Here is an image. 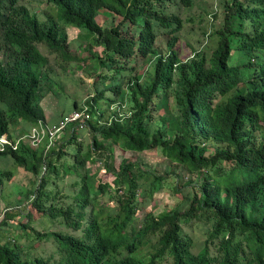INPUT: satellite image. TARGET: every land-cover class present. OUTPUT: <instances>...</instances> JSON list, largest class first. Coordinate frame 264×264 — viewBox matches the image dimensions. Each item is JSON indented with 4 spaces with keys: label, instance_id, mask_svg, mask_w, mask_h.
<instances>
[{
    "label": "trees",
    "instance_id": "16d2710c",
    "mask_svg": "<svg viewBox=\"0 0 264 264\" xmlns=\"http://www.w3.org/2000/svg\"><path fill=\"white\" fill-rule=\"evenodd\" d=\"M21 1L0 0V136L12 139V126L23 121L47 123L41 102L54 82L52 74L38 71L47 63L40 47L48 44L47 49L76 60L65 52L67 28L91 37L87 52L96 63L92 67L102 70L98 85L110 83L88 102L95 105L94 120L77 130L91 136L87 153L75 131L78 150L68 168L81 185L69 205L51 203L56 194L49 180L57 168L48 160L56 152L46 155L48 134L36 150L20 142L0 153L2 162L10 160L39 178L36 191L27 194L35 193L38 212L81 233H38L33 241L54 244V252L32 257L21 247L31 245L5 239L6 214L0 223V264H264V0H218L208 21L206 44L211 45L185 60L175 46L186 22L182 10H192L196 0H44L54 8L48 22ZM102 15L119 22L102 26ZM163 32L171 36L167 55L156 48ZM93 47L103 49L100 56ZM136 55L153 58L144 83L130 73ZM128 103L130 111L124 110ZM115 147L160 150L174 170L156 176L139 162L123 161L118 170L106 163L114 180L100 181L93 190L87 164L111 157ZM11 175L9 169L0 174V189ZM164 192L175 199L173 209L136 217ZM109 195L114 205L104 202ZM192 221L206 229L198 252L183 228Z\"/></svg>",
    "mask_w": 264,
    "mask_h": 264
},
{
    "label": "rangeland",
    "instance_id": "374dc122",
    "mask_svg": "<svg viewBox=\"0 0 264 264\" xmlns=\"http://www.w3.org/2000/svg\"><path fill=\"white\" fill-rule=\"evenodd\" d=\"M20 5L25 6L32 15H37L41 22H48L47 15L54 13V8L46 3L44 0H22ZM218 5V0H196V4L192 10H182V19L185 20V27L178 34L179 40L176 43L175 49L181 54L182 60H185L192 56L194 52L202 51L206 45L207 35L210 31L209 19L212 20L211 13ZM191 19L188 23V20ZM222 21V16L219 13L217 15V22ZM117 25L119 19L112 21L107 19L103 15L98 18V23L102 26L110 28L112 23ZM68 41L66 45V51L74 59L67 60L62 56L64 51H58L56 49H47L46 45L40 47L41 53L46 57L47 63L40 66L39 73L41 71L49 72L52 74L51 81L53 86L49 89L52 93L44 102V107L48 108V111L52 110H74L77 104V108L80 106L94 107L93 104H88L89 100L96 96L98 89L103 87H109V83L98 85L99 75L102 72L101 69L93 68L96 67L90 59V54L87 50H90L91 37L86 36L74 27L67 28ZM171 38L168 33L163 32L157 40L156 48L158 53L167 55V43ZM206 44V45H205ZM91 51V50H90ZM103 49L98 47L92 48V53H98L101 55ZM79 58V60H78ZM84 59V61H82ZM153 58L142 59L140 55H136L132 61L128 64L131 69L132 76L139 74L141 75V82H145L148 77L153 63L149 64ZM124 65V63H122ZM127 64V62H126ZM46 76V75H45ZM48 90V86L46 87ZM99 107H106L103 101L98 104ZM97 107V106H96ZM131 104L128 103L124 106V110L130 111ZM167 110H165L166 112ZM164 113L161 111L154 112L153 116L158 119L160 115ZM110 115V116H109ZM107 118H110L111 112H107ZM105 116V119H106ZM94 122V121H93ZM48 123V122H47ZM20 125V124H19ZM14 127V126H12ZM79 126H71L63 133H60L56 140L51 138L48 140V147L46 149V155L49 157L51 153L56 152L48 158L50 161H54V166L57 168V172L51 171L50 186L51 190L56 194L54 199L51 200L53 205L62 207L69 205L72 202L73 195L79 190L81 185V179L76 176V172L68 167L72 166L75 162V154L78 150L76 143H73L75 131L80 137L78 143H82L83 153H87L89 149V143L91 136L88 130L79 132L77 131ZM22 126L20 125L12 132V140L17 141L20 137L21 143L38 149L39 146L30 144L27 141V135H23ZM42 133V132H41ZM8 136V135H7ZM63 152V155L58 157V153ZM65 156V157H64ZM96 162L90 161L87 164L89 171V179L95 182L93 186L92 182H89L92 189L95 190L99 182L110 183L114 180V176L111 173L106 172V163H109L110 167L118 170L123 161L131 163H141V169L144 172L153 173V175L162 176L166 173L167 169L173 171L174 164L167 161L163 153L160 150L147 151L144 153H133L122 150L120 147H115L113 155L104 157H98L95 159ZM6 165H0V171H9L12 173L9 180L4 179L5 185L0 189L2 196L0 197V223L6 218V214L13 215L14 219H10L7 216L5 222L8 226L3 227V235L6 240L23 242L25 245H31L30 248H24L21 246L24 253L32 257H45L47 258L50 253L54 252V244L47 243L46 241L36 240L33 241L34 237L38 233H50V232H61V233H72L76 236L80 235V232H73L71 229H67L62 226L57 220L52 221L48 216H44L38 212L34 206L32 200L35 197V193H31L28 197L27 194L31 191H36L39 185V178L34 176L32 173L25 171L23 167L14 166L10 160H5ZM47 169V167H46ZM45 171V170H44ZM43 171V172H44ZM49 173V169L46 170ZM3 172H0V174ZM187 178H189L187 176ZM144 182V181H143ZM186 193L191 191V187L184 188L180 186ZM22 199L23 204L17 205L16 201ZM104 202L108 205H114L112 196L104 198ZM139 202L142 203L143 199L138 198ZM50 203H47L49 205ZM147 206L141 209L137 216L138 219L143 220L147 213L153 212L155 215H159L163 212L169 211L176 205L175 199L168 193L156 194L151 202H147ZM183 224L185 231L190 234L195 244V252H198L204 246L206 229L201 223ZM24 226H27L24 229ZM157 264H171L169 261L163 260Z\"/></svg>",
    "mask_w": 264,
    "mask_h": 264
},
{
    "label": "built area",
    "instance_id": "2783aa9c",
    "mask_svg": "<svg viewBox=\"0 0 264 264\" xmlns=\"http://www.w3.org/2000/svg\"><path fill=\"white\" fill-rule=\"evenodd\" d=\"M93 109L89 106H81L74 109L71 113L64 115L57 123L48 124L39 121L36 126L31 129V132L27 135V141L35 146L39 144L49 135V139L54 138L56 140L60 133H63L71 126L84 127L91 120H94L92 116ZM42 132V133H41ZM21 138V137H20ZM20 138L16 142H11L7 135L0 137V153L5 152L6 146L13 147L17 149L18 144H20ZM30 147V146H27ZM48 147V146H47ZM32 148V147H30Z\"/></svg>",
    "mask_w": 264,
    "mask_h": 264
},
{
    "label": "crops",
    "instance_id": "0c3cea01",
    "mask_svg": "<svg viewBox=\"0 0 264 264\" xmlns=\"http://www.w3.org/2000/svg\"><path fill=\"white\" fill-rule=\"evenodd\" d=\"M50 93L51 92H48L45 95V97L43 98V100L41 102V106H42V108H43V110L45 112L46 122H48V124H54V123H57L64 115L71 113L73 110L64 111V110H55L54 109L52 111H48V108H45L43 104H44V102H46V100L50 96ZM74 109H76V107ZM20 125L22 126V133L21 134H25V133L29 132L32 129V127H33V125L27 124L24 121L21 122ZM20 125H17V126H14V127L11 128V135H12V132L15 131V129L17 127H19ZM0 162H2V161L0 160ZM0 165L4 166L5 164L4 163L3 164L0 163ZM0 168H1V166H0ZM0 172H4V171H0Z\"/></svg>",
    "mask_w": 264,
    "mask_h": 264
},
{
    "label": "clouds",
    "instance_id": "9594fccd",
    "mask_svg": "<svg viewBox=\"0 0 264 264\" xmlns=\"http://www.w3.org/2000/svg\"><path fill=\"white\" fill-rule=\"evenodd\" d=\"M80 107H81V106H80ZM33 127H34V126H33ZM33 127H32V128H33ZM4 135H7V134H4ZM2 136H3V135H2ZM0 137H1V136H0ZM8 138H9V137H8ZM9 140H12V139L9 138ZM14 142H15V141H14Z\"/></svg>",
    "mask_w": 264,
    "mask_h": 264
}]
</instances>
